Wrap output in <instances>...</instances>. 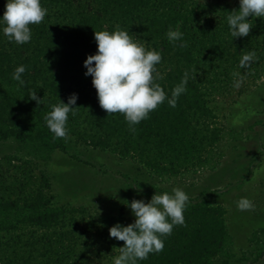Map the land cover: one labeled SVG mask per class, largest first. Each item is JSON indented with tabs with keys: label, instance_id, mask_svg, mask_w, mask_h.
I'll return each mask as SVG.
<instances>
[{
	"label": "trees",
	"instance_id": "1",
	"mask_svg": "<svg viewBox=\"0 0 264 264\" xmlns=\"http://www.w3.org/2000/svg\"><path fill=\"white\" fill-rule=\"evenodd\" d=\"M48 9L32 38L17 44L0 25V140L14 138L49 161L67 150V139L134 158L161 175L174 176L204 165L220 141L215 102L240 95L264 78V18L249 17L248 36L229 32V11L239 8L198 0H41ZM6 0H0V17ZM179 25L181 41L166 33ZM124 29L149 50L161 52L156 79L168 97L185 73V91L171 107L167 99L130 126L121 113L109 114L98 101L84 60L95 54L94 32ZM254 53L246 68L244 54ZM25 66L20 84L12 78ZM239 73V76L235 74ZM241 80L234 87V81ZM40 97L37 104L30 98ZM78 94L69 113L66 138L53 139L44 117L52 105ZM49 177L28 159L0 157V264H113L124 242L109 228L127 225L120 213L100 216L84 206H56ZM225 209L189 200L185 224L163 237L164 248L137 264H211L228 239Z\"/></svg>",
	"mask_w": 264,
	"mask_h": 264
},
{
	"label": "rangeland",
	"instance_id": "2",
	"mask_svg": "<svg viewBox=\"0 0 264 264\" xmlns=\"http://www.w3.org/2000/svg\"><path fill=\"white\" fill-rule=\"evenodd\" d=\"M230 6L239 0H198ZM222 124L220 141L201 167L174 176L153 172L130 157L67 139L49 161L14 138L0 140V157L28 159L50 179L56 206H84L100 216L122 214L134 221L127 202L182 188L189 200L225 209L228 239L211 264H264V78L245 93L214 104ZM248 198L253 207L237 208Z\"/></svg>",
	"mask_w": 264,
	"mask_h": 264
},
{
	"label": "clouds",
	"instance_id": "3",
	"mask_svg": "<svg viewBox=\"0 0 264 264\" xmlns=\"http://www.w3.org/2000/svg\"><path fill=\"white\" fill-rule=\"evenodd\" d=\"M48 9L41 0H6L5 11L0 17L2 32L17 44L31 40V25L39 24L47 15ZM249 17L264 18V0H239V8L229 11L227 24L232 37L248 36L253 25ZM169 41H181L183 33L179 25L172 27L166 33ZM97 44L95 54H90L84 60L85 76L92 77L93 87L97 91L100 106L109 114L121 113L130 126L146 119L166 99L171 107L176 106V100L186 89L188 74L185 73L181 82L172 90L168 97L164 89L156 83L159 73L156 66L162 59L161 52L149 50L127 30L116 29L94 32ZM254 53H247L240 59V67L246 68L253 59ZM25 66L15 68L12 78L23 84L21 74ZM239 76V73L235 74ZM240 79L234 81V87H239ZM37 104L41 98L33 92L30 96ZM77 93L68 97V102L60 100L52 105V110L44 117L46 125L53 133V139L68 135L67 121L69 113L75 115ZM189 196L179 187L171 192H156L150 200L133 199L127 202L135 217L126 226L117 222L109 228V236L123 241L119 247V255L115 256L113 264H137L145 260L150 253H158L164 248L163 237L171 235L174 226L184 225V212L188 206ZM237 208L246 210L253 207L252 202L245 197L236 202Z\"/></svg>",
	"mask_w": 264,
	"mask_h": 264
}]
</instances>
